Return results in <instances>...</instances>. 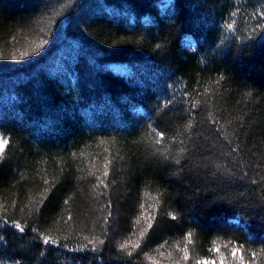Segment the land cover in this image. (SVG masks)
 <instances>
[{"label": "trees", "instance_id": "trees-1", "mask_svg": "<svg viewBox=\"0 0 264 264\" xmlns=\"http://www.w3.org/2000/svg\"><path fill=\"white\" fill-rule=\"evenodd\" d=\"M262 25L264 0H0V264H264Z\"/></svg>", "mask_w": 264, "mask_h": 264}, {"label": "snow or ice", "instance_id": "snow-or-ice-1", "mask_svg": "<svg viewBox=\"0 0 264 264\" xmlns=\"http://www.w3.org/2000/svg\"><path fill=\"white\" fill-rule=\"evenodd\" d=\"M227 27H228L229 29H231V28H232V24H228ZM260 27L264 28V25H262V26H260ZM44 43H46V42H44ZM41 46H42V45H41ZM24 55L27 56L28 53L25 52ZM157 136H161V137H162V134L159 133V132H157ZM7 143H8V141H7L6 139H5V140H0V152L3 151V149H4V147L7 145ZM157 143H159V141H157ZM106 174H107V173H105V175H106ZM173 218H175V217H173ZM14 226H15L17 229H19L20 231H23V228H22V226H21L20 224L17 223V224H15ZM150 226H151V223H149V227H150ZM44 243H45V244L55 243V241L50 240L49 237H44ZM89 243H92V241H89ZM99 243L103 244V241H99ZM121 247L123 248V247H125V245H121ZM93 250H95V246H93ZM217 251H218V249H217ZM231 254H232L233 257H237V256L239 255L238 249H237V248H233L232 251H231ZM185 258H187V256H186ZM204 264H210V262L205 261ZM241 264H243V259H242V257H241Z\"/></svg>", "mask_w": 264, "mask_h": 264}, {"label": "rangeland", "instance_id": "rangeland-1", "mask_svg": "<svg viewBox=\"0 0 264 264\" xmlns=\"http://www.w3.org/2000/svg\"><path fill=\"white\" fill-rule=\"evenodd\" d=\"M0 140H2V139L0 138ZM201 264H204V262H201ZM210 264H221V262L212 261V262H210Z\"/></svg>", "mask_w": 264, "mask_h": 264}]
</instances>
